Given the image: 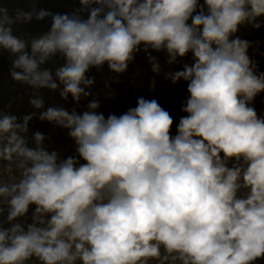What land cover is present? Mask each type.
I'll use <instances>...</instances> for the list:
<instances>
[{
    "label": "clouds",
    "instance_id": "obj_1",
    "mask_svg": "<svg viewBox=\"0 0 264 264\" xmlns=\"http://www.w3.org/2000/svg\"><path fill=\"white\" fill-rule=\"evenodd\" d=\"M73 14L52 16L50 30L30 43L12 34L0 8V48L15 54L13 80L56 90L74 102L87 97L91 67L107 63L123 73L143 50L153 72L157 57L169 64L192 53L177 132L155 100L107 118L48 107L38 119L64 129L76 155L61 159L34 133L24 135L35 112H0V264H254L264 259V116L251 105L264 92V72L248 55L242 25L264 26V0H79ZM95 5V6H93ZM87 10V19L78 14ZM27 23L32 13H18ZM191 20V23L188 21ZM142 46V49H141ZM55 70L41 68L54 55ZM16 69H19L17 71ZM154 85V81H153ZM30 104L44 106L39 93ZM79 159L85 163H79ZM13 173L12 182L3 173ZM34 206L31 223L25 218ZM6 206V207H4Z\"/></svg>",
    "mask_w": 264,
    "mask_h": 264
},
{
    "label": "crops",
    "instance_id": "obj_2",
    "mask_svg": "<svg viewBox=\"0 0 264 264\" xmlns=\"http://www.w3.org/2000/svg\"><path fill=\"white\" fill-rule=\"evenodd\" d=\"M28 1V0H25ZM73 2H78V5L80 8H82V5L80 4L79 0H73ZM31 8H22L19 10V8L13 7L15 4L13 2H7V4L1 5L2 9L6 10V13L10 14L11 16H14L16 18L18 13H32V16L34 15V11L39 12V10H33V8H39L41 4H38V0H33ZM48 5V4H47ZM78 8L75 7V10L77 11ZM49 11V10H48ZM87 11V10H86ZM52 13V11H51ZM74 13V12H73ZM53 15L55 13H52ZM88 14H82L80 17H86ZM47 18L44 20L43 23H40L42 26H48V28L51 27L52 19ZM191 21V20H190ZM22 27L16 30H13L12 34L18 33V32H24L26 29H28V26L36 25L33 23H30L29 21L27 23L22 21ZM25 29V30H24ZM28 48L30 49V44L28 45ZM49 61V60H48ZM143 62H147V60H140L137 57H134V59L128 63L127 66H132L136 64H141ZM189 65L193 62L192 56L188 57ZM97 68V67H95ZM94 67H91L87 73L86 76L89 78H92L93 83L90 85L89 95L87 97H82L81 100L77 103L74 102L71 95H69L68 99L65 101L60 97V90L62 89V85L59 86L56 90L49 89L47 87L43 88H33L31 86V95L29 97H26L21 100H16L13 102V105L11 108H8L4 111V113L15 115L19 118H21L24 115L30 114V113H40L42 111H45L48 107H64V106H82L84 108H87V105L89 102L93 100L99 101V106L104 108L106 111L110 112L113 110L114 104H120L122 107L125 108V112L130 107H135L138 98L144 97L145 99L152 100L155 99L160 106L162 107V104L164 102H169L171 104V111L169 112L170 116L173 118V124L170 129L171 135H175L177 132V125L179 123V120L182 116H185L186 113L181 111V108L183 106V92L187 91V83L183 82L181 80L176 81L173 83L171 79L167 78L166 76L160 79L153 89L148 88V79H145L141 84H139L136 88L133 90L126 92V93H120L119 92V84L117 80V73L112 72L109 68L107 63H105L103 66L97 68L95 70ZM53 77L55 73V68H50ZM178 71V69H173L169 73ZM56 79L53 78V81ZM11 84V82H10ZM103 86L106 90V92L99 91L97 89V86ZM24 86H27L25 84ZM19 90V89H18ZM17 91L16 89L10 87L9 90H7L2 98H7L9 95ZM39 93V96L44 101V106L41 109H36L30 104V99L34 98V94ZM117 116H119V113H115ZM50 122L46 120H40L37 128L32 129L28 127L27 133L24 135L28 139V145L31 142V139L34 136V133H36L38 130L40 131H46L50 129L49 126ZM55 143L59 146V150L57 152L60 155L61 159H65L69 156L76 155L75 149H67V144L69 140L68 133L63 131H56L54 135ZM62 149V150H61ZM79 163H85L82 159H79ZM30 212L27 213L25 218H21L22 223L25 221H28L30 219ZM26 264H29V261L26 262Z\"/></svg>",
    "mask_w": 264,
    "mask_h": 264
},
{
    "label": "built area",
    "instance_id": "obj_3",
    "mask_svg": "<svg viewBox=\"0 0 264 264\" xmlns=\"http://www.w3.org/2000/svg\"><path fill=\"white\" fill-rule=\"evenodd\" d=\"M0 8H1V3H0ZM6 15L12 19L14 22L11 25V29L16 30L22 27V21H16L14 16H11L10 14L6 13ZM189 23V22H188ZM191 23V22H190ZM237 36H239L241 39L244 38V32H242L241 28L239 29L238 33H236ZM50 60H58L60 62H64L63 57H61L59 54L54 55ZM184 63H188V58H178V62L172 63L171 66H169L168 62H161L159 64L160 69H169L170 71L173 69H178L179 70H183V64ZM159 72H153L152 71V66L151 64L148 62L147 64H136V65H132V66H127L126 71H124L123 73H119L117 74V80H118V84H119V92L120 93H126L129 92L131 90H133L134 88H136L139 84H141L145 79H148L149 83H148V88L149 89H153L154 86L156 85V83L160 80L159 78ZM183 82H187L184 81L183 79H180ZM153 81H154V85H153ZM90 86L88 88H86V91L89 90ZM97 89L99 91H103L106 92L105 88L103 86H97ZM31 95V85L24 86L23 88L19 89L18 91H15L14 93H12L11 95H9L7 98H5V100L2 103V106L0 107V112H3L8 109L11 108L13 105V102L16 100H21L24 99L26 97H29ZM188 92L185 91L183 92V102L187 99L188 97ZM65 110H71L73 108L76 109L78 114H82L84 111H87V108H84L82 106H64L63 107ZM162 108L165 109L166 111L170 112L171 111V104L169 102H164L162 104ZM257 114L259 116H264V109H257L255 108ZM97 113H102L105 118H107V116L109 114H115V113H119V115H122L125 112V108L122 107L120 104H114L113 105V110L108 112L106 111L104 108H102L101 106H99L96 110ZM37 115L34 116L28 124V127L35 129L37 128L40 119H38L39 113H36ZM116 115V114H115ZM187 115V113H186ZM50 129L46 130V131H40V133L44 136V139L42 141V145L48 150V151H57L59 150V146L55 143L54 140V135H55V130L57 131H63L68 133V129H64L61 128L59 126L54 125L53 123L49 124ZM39 132V130L37 131ZM29 147H34V141L33 138L31 139L30 144L28 145ZM67 149H76V145L75 142L72 138L69 137L68 140V144H67ZM62 150V149H61ZM3 179L7 182H12V176L16 175L15 172L13 173H7L4 172L3 174ZM6 207V206H4ZM33 207L34 206H29V210L28 212H30V219L27 221L28 223H31V216H32V211H33ZM14 222H21V218L18 219L17 221ZM0 224H2V226L4 228L10 227V224L8 222H6V212H4L3 214H0ZM155 262H152V264ZM29 264H36L35 261H29Z\"/></svg>",
    "mask_w": 264,
    "mask_h": 264
},
{
    "label": "rangeland",
    "instance_id": "obj_4",
    "mask_svg": "<svg viewBox=\"0 0 264 264\" xmlns=\"http://www.w3.org/2000/svg\"><path fill=\"white\" fill-rule=\"evenodd\" d=\"M13 2L15 5L13 7L15 8H19V10H21L22 8H31L32 6V1L33 0H0L1 5L3 4H7V2ZM36 1V0H35ZM200 4H203V1L199 0ZM38 4H41L39 6V8H33V10H45L51 13H55V14H73V12H77L75 10V7L78 8L77 10L81 9L80 6L78 5V2H73V0H38ZM48 4V5H47ZM95 6V5H93ZM34 15L32 16V19L29 21L30 23L36 24L34 25H30L28 26V29H24V34L26 36V42L28 43V45L31 43V41L35 38H39L40 36H42L43 34H46L50 28H48V26H42L40 23H43L44 20H46L47 18H51L52 16H46L43 19L37 20L35 18L36 15V11H34ZM88 14V11L84 10L79 12L78 14L81 16L82 14ZM189 23L191 22L190 20L188 21ZM242 32H244L243 28H241ZM14 32V31H13ZM12 32V33H13ZM15 34V33H14ZM142 49V46H141ZM26 51H29L30 49L27 47L25 49ZM149 51L151 52L152 55L157 57L158 62H165L166 58V53L163 51H155L152 49H149ZM134 57L139 58L140 60H147L146 59V55L145 52L143 50H139L134 54ZM16 58L15 54L10 53L8 50L0 48V98L4 95V93L10 89V87L12 86V88L16 89L18 91V89H21L24 87V85L26 83H20L17 82L15 80H13V78L10 75V71L12 70V62L13 60ZM64 62H55L53 64V68H57L63 65ZM141 64H147V62H143ZM191 65V64H190ZM95 68V67H94ZM17 71H19V69H16ZM95 70H97V68H95ZM54 79H56L55 75L53 77ZM11 82V84H10ZM155 264V263H153Z\"/></svg>",
    "mask_w": 264,
    "mask_h": 264
},
{
    "label": "trees",
    "instance_id": "obj_5",
    "mask_svg": "<svg viewBox=\"0 0 264 264\" xmlns=\"http://www.w3.org/2000/svg\"><path fill=\"white\" fill-rule=\"evenodd\" d=\"M203 1V0H200ZM199 2V0H198ZM88 16L82 17V19H87ZM261 20H264V17L260 18ZM51 20V19H50ZM240 28H243L244 30V38L245 40H248L251 42V46L248 49V55L249 57L257 62V68L259 72H264V26L260 27L259 29H254L251 27V25H242ZM18 38L24 39L26 41V36L24 32H18L14 34ZM30 52V50H29ZM189 56H192V53L189 52L185 57L188 58ZM167 62V57H165ZM55 62H60L58 60H49L45 62V64L41 65V68H52L53 64ZM161 63V62H160ZM159 63V64H160ZM172 64H169L171 66ZM169 69H160L159 78L162 79L166 76V73H169ZM4 101V98H0V107L2 106V103ZM251 105L254 108L257 109H264V92L259 93L254 100L251 102ZM254 264H264V259H257Z\"/></svg>",
    "mask_w": 264,
    "mask_h": 264
}]
</instances>
